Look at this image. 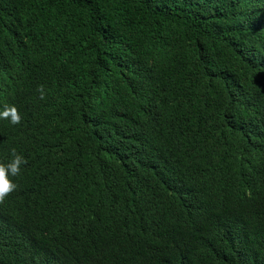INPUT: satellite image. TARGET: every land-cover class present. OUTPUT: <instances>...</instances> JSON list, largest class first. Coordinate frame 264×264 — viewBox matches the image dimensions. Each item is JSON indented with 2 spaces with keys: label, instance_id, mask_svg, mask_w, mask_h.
<instances>
[{
  "label": "trees",
  "instance_id": "obj_1",
  "mask_svg": "<svg viewBox=\"0 0 264 264\" xmlns=\"http://www.w3.org/2000/svg\"><path fill=\"white\" fill-rule=\"evenodd\" d=\"M5 105L0 264H264V0H0Z\"/></svg>",
  "mask_w": 264,
  "mask_h": 264
},
{
  "label": "clouds",
  "instance_id": "obj_2",
  "mask_svg": "<svg viewBox=\"0 0 264 264\" xmlns=\"http://www.w3.org/2000/svg\"><path fill=\"white\" fill-rule=\"evenodd\" d=\"M37 91L40 92V99H45L43 86H39ZM0 119L10 120L12 124H20L22 117L15 105H5L0 111ZM12 159L7 163L0 162V203H3L11 193L17 190L18 185L12 177H17L21 173V166L27 164L26 158L18 154L16 149H11Z\"/></svg>",
  "mask_w": 264,
  "mask_h": 264
}]
</instances>
